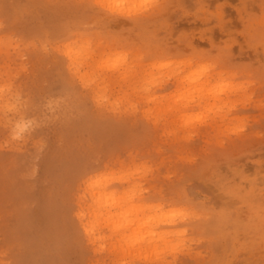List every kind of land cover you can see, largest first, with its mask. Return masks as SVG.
Returning <instances> with one entry per match:
<instances>
[{
    "label": "rangeland",
    "instance_id": "374dc122",
    "mask_svg": "<svg viewBox=\"0 0 264 264\" xmlns=\"http://www.w3.org/2000/svg\"><path fill=\"white\" fill-rule=\"evenodd\" d=\"M142 2L0 0V264H264V0Z\"/></svg>",
    "mask_w": 264,
    "mask_h": 264
},
{
    "label": "bare ground",
    "instance_id": "6f19581e",
    "mask_svg": "<svg viewBox=\"0 0 264 264\" xmlns=\"http://www.w3.org/2000/svg\"><path fill=\"white\" fill-rule=\"evenodd\" d=\"M70 53V54H69ZM68 53V55L70 56L71 54H73V53H71V52H69ZM74 55H75V53H74ZM73 55H71V57H72ZM76 56V55H75ZM71 60V59H70ZM72 61V60H71ZM76 61H78V60H76V58H74V62H76ZM72 64H73V61H72ZM101 180H95V181H93V182H91L89 185H88V187H87V191H90V195H91V197H94V198H97V197H104V196H106L107 197V181H105V182H100ZM125 198H121V199H118L117 201H115L116 203H119V204H115L114 205V207H113V204L112 205H110L111 207H113L115 210L116 209H119L120 208V206H121V202H122V200H124ZM109 206V205H108ZM103 206H100V208H102ZM164 221H166L165 219H161V218H159V219H157V220H155L154 222L152 221V224L153 225H159V224H163V223H165ZM135 221L134 220H132V221H129L128 223H126L124 226H121L118 230H123V231H126V229L127 228H131L132 227V225H133V223H134ZM90 231V230H89ZM88 231V232H89ZM156 233H154V231H153V233H150V234H146L143 238H142V242L143 243H147L149 240H151L152 238H153V236L155 235Z\"/></svg>",
    "mask_w": 264,
    "mask_h": 264
},
{
    "label": "snow or ice",
    "instance_id": "6c2138e0",
    "mask_svg": "<svg viewBox=\"0 0 264 264\" xmlns=\"http://www.w3.org/2000/svg\"><path fill=\"white\" fill-rule=\"evenodd\" d=\"M98 6L101 8L112 7V5H110V4H101ZM132 7H135L139 10L149 11V10L161 7V5L150 2V0H143L142 3H140L138 5H133ZM209 70H210L209 68L203 69V71H209ZM173 215H177V214L173 213ZM179 215H185V213H179ZM164 222H167V221H164Z\"/></svg>",
    "mask_w": 264,
    "mask_h": 264
}]
</instances>
